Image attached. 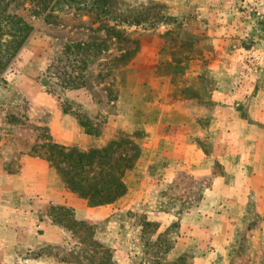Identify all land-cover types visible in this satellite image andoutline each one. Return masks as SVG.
I'll return each mask as SVG.
<instances>
[{
	"label": "rangeland",
	"instance_id": "374dc122",
	"mask_svg": "<svg viewBox=\"0 0 264 264\" xmlns=\"http://www.w3.org/2000/svg\"><path fill=\"white\" fill-rule=\"evenodd\" d=\"M55 1L50 2L51 12L48 9L41 16L39 5L33 0H0L2 15L17 16L33 29L20 53L0 76V173L14 178L21 169V155L7 153L16 137L31 143L29 157L46 161L49 156L45 139L51 136L47 125L52 115L38 113L32 96L17 97L16 92L28 86L40 88L49 97L54 105L52 112L56 110L73 118L90 116L89 120L101 132L99 147L121 133L132 134L137 114H149L148 103L160 106L170 112L171 122L177 125L160 130L159 135L175 142L169 145L181 146L189 139L195 140L210 161L212 171L197 181L189 176L184 165L165 172L169 162L178 160V155L159 152L157 163L145 174L135 166L125 174L124 182L127 193L144 186L153 213L168 214L162 220L156 214L145 216L137 205L117 207L104 220L91 219L85 213L84 202L72 195L70 207H64L74 210L72 222L70 219L61 222L68 230L54 223L65 234L63 243L16 248L0 257V264H187L190 254L181 256L183 248L169 252L176 235L183 239L177 232L179 223L201 207L202 192L214 177H223L220 164L228 154L213 152L221 146L214 132L205 135L211 119L221 109L213 102V94L219 88L227 96L230 93L235 100H228L227 106L243 117L253 100L257 101V107L264 105V0H115L108 21L103 15L97 16L99 11L91 0ZM121 12L131 18L144 15L143 25L126 28L119 23ZM48 13L50 17L45 21ZM112 28L132 33L131 39L140 42L139 51L130 63L136 73L124 83L116 76L111 60L125 46H131L117 39L110 31ZM158 70L174 73L173 79L155 80ZM185 88L205 95L212 104L203 102L201 97L190 100L188 94H181ZM237 94L239 97H235ZM16 98L23 100L18 102ZM257 112L263 113L262 108H257ZM198 118L202 120L199 125L195 122ZM261 131L264 128L251 131L250 145L263 136ZM140 143L142 151L144 139ZM228 143L232 145V139ZM55 174L50 168L42 179L49 182ZM158 177H163L165 183H157ZM5 186L3 192L16 190L14 181ZM119 202L121 205L122 201ZM58 208L46 206L42 211L53 222L56 216L61 217ZM171 214L176 215L172 217L177 221L164 228L173 220ZM225 218L219 212L218 217L206 218L203 227L216 221L219 228ZM77 222L89 224L90 231L79 228ZM244 224L234 234L235 264H248L250 259L246 256L251 252L252 240L247 235L253 230L259 232L260 220L252 209ZM216 236V242H220L224 233L218 232ZM255 240L261 244L263 238L256 236ZM103 250H108L105 257ZM169 254L172 260L175 258L172 263L166 261ZM254 260L252 257L250 261ZM218 264H223L222 258Z\"/></svg>",
	"mask_w": 264,
	"mask_h": 264
},
{
	"label": "crops",
	"instance_id": "0c3cea01",
	"mask_svg": "<svg viewBox=\"0 0 264 264\" xmlns=\"http://www.w3.org/2000/svg\"><path fill=\"white\" fill-rule=\"evenodd\" d=\"M154 79L160 81L165 78L154 75ZM168 81L169 84L170 80ZM136 88L138 89L139 86L137 85ZM16 93L17 97L18 95L24 97L25 94L32 96L31 100L38 113H51L52 118L47 129L57 145L74 146L85 150L98 144L99 139L84 134L76 118L56 110L52 112L54 105L40 88L28 86L26 90L19 89ZM235 97H239L238 94ZM230 99L235 100L230 93L227 96L225 90L220 91L219 88L215 91L213 102L217 103L221 109L217 116L211 119L208 129L205 131V135L210 131L214 132L217 135L218 144L221 143V146L213 149V152H218L219 155L228 153L222 158L223 162L220 164L223 177H214L215 179L210 182L209 187H206L202 192L203 204L201 207L196 213L192 212L191 216L187 215L186 219L180 221L177 232L183 239L176 235L169 251L171 253L178 252L183 248L181 256L185 253L186 255L190 254L187 264H218L219 258L223 259V264L237 263V259L232 254L236 249L237 241L234 234L238 233V229L242 225H245L248 212L251 209L255 218H259L260 226L257 229L258 233L253 230L247 235L252 242L251 252L246 257H249L250 260L252 257L255 259V262L248 260V264H264V131H261L263 136H259L258 141H254L255 143L251 145L249 143L251 131L264 128V105L261 104L262 107H257L258 104H255L257 101L253 100L250 103L247 116L243 117L236 109L232 111L227 106L230 105L228 102ZM15 100L22 102L23 99L16 98ZM234 103L232 104L234 105ZM148 104H150L147 105L150 113L148 114L149 120L143 125L144 144L136 168L142 169L141 173L145 174L149 167L157 163L159 152L170 151L177 153L178 160L169 162L165 172L184 165L188 167V174L193 180L197 181L208 177L211 174L212 166L205 153L201 151V147L192 139L181 146H178L179 143L169 145V143L174 144L175 142L166 140L159 133L160 130L166 131L171 127L168 123L170 112L163 110L160 106ZM257 108H262L263 113L257 112ZM88 117L90 120L92 119L90 116ZM230 139L233 141L232 145L228 143ZM31 149L30 142L22 141L20 137L13 139L7 153L21 155V169L14 178L0 173L3 175L0 176V257L2 258L7 256V251L10 252L16 248L32 249L43 244H59L64 241L65 234L62 229L54 225L42 210L46 206L70 207L73 196L67 193L56 174L49 182L42 179L45 173H49V164L42 159L29 157ZM155 180L160 185L165 183L163 177H158ZM13 181L17 191L10 189L9 193L3 192V189H6L5 184ZM144 189L145 187L140 185L136 192L131 191L130 193L129 191L119 200L122 201L121 205L117 201L108 206L86 208L85 213L90 215L91 219L104 220L115 213L117 207L128 206L127 208H129L132 205H137L141 207L139 210L145 216L156 214L160 218L166 217L168 214L165 212L153 213L154 207L143 192ZM221 204H223L222 207ZM234 210L236 211L233 213ZM219 212L221 215L227 216L220 222L222 225L219 223V228L216 226V221L209 227L207 224L206 227H203L206 218L218 217ZM172 216L176 215H170L173 219ZM173 221H177V219L174 218L164 228H168ZM218 232L224 233L220 242H216ZM256 236L263 238L261 244L255 240ZM170 257L169 254L167 263L175 261V258L172 260Z\"/></svg>",
	"mask_w": 264,
	"mask_h": 264
},
{
	"label": "trees",
	"instance_id": "16d2710c",
	"mask_svg": "<svg viewBox=\"0 0 264 264\" xmlns=\"http://www.w3.org/2000/svg\"><path fill=\"white\" fill-rule=\"evenodd\" d=\"M39 6V15L43 16L49 9L51 0H33ZM85 2L87 0H84ZM56 0L55 3H58ZM92 6L96 4V10L99 15H103V19L108 21L111 17L112 6L115 0H91ZM90 9H95L91 7ZM121 21L126 28H139L143 25L142 21L144 15H137L131 18V15L120 13ZM50 17V13L44 16L45 21ZM156 19V18H154ZM151 20V23H155ZM110 31L114 32L121 42L128 43L131 47L125 46L121 54L111 60V66L116 70V76L121 83L125 79L134 74L130 68V63L136 57L139 51L140 42L131 39V34L125 31H117L112 28ZM33 32L32 27L26 24L22 19L17 16H4L0 12V76L3 75L9 68L13 59L20 53L25 43ZM80 46V45H79ZM84 46V45H83ZM161 66L163 64H160ZM168 67L169 64H166ZM176 74V73H175ZM174 73L164 72L158 70L157 77L173 79ZM100 77V74L99 76ZM172 83V82H171ZM218 90V89H217ZM188 94L189 98L198 100L200 97L202 101L211 105L212 100L205 95L198 94L193 88H185L181 94ZM111 101V100H110ZM150 114V113H149ZM148 114L140 112L135 117L136 122L133 124V133H121L116 138L110 140L103 146L94 145L88 149L82 150L78 147H64L57 145L50 135L45 139L47 151L49 156L46 161L49 167L52 168L67 192L75 196L77 199L84 202L86 208H98L108 206L116 203L127 194V186L124 182V177L127 172L132 171L141 155V143L144 138L143 125L148 122ZM76 120L82 128L84 134L94 137L95 139L101 138L99 128L95 126L89 119L84 116L76 115ZM196 124L199 125L202 120L198 118ZM171 126H175L174 122L168 120ZM179 125V124H178ZM47 132V129H45ZM58 212L61 213L63 219H53V223L68 230L65 225H62V220L73 219L74 210L69 208L60 207ZM75 221V220H73ZM72 222V221H71ZM76 222V221H75ZM61 224V225H60ZM79 228H88L90 225L86 222H77ZM149 225V223H147ZM70 230V229H69ZM91 234V233H90ZM95 247L97 246L94 244ZM100 247L99 245L97 248ZM108 250H103L102 256ZM78 253L76 254V256ZM64 261V260H63ZM66 261V260H65ZM89 264V262H86ZM103 263V262H102ZM101 263V264H102ZM90 264H92L90 262Z\"/></svg>",
	"mask_w": 264,
	"mask_h": 264
}]
</instances>
